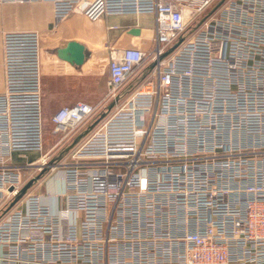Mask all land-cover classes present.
Here are the masks:
<instances>
[{
    "label": "built area",
    "instance_id": "built-area-1",
    "mask_svg": "<svg viewBox=\"0 0 264 264\" xmlns=\"http://www.w3.org/2000/svg\"><path fill=\"white\" fill-rule=\"evenodd\" d=\"M39 4L57 24L153 16L152 46L113 48L101 100L54 115L57 147L108 111L62 159L44 150L39 32L3 31L0 264H264V0L0 10ZM54 176L58 192L38 193Z\"/></svg>",
    "mask_w": 264,
    "mask_h": 264
},
{
    "label": "crops",
    "instance_id": "crops-1",
    "mask_svg": "<svg viewBox=\"0 0 264 264\" xmlns=\"http://www.w3.org/2000/svg\"><path fill=\"white\" fill-rule=\"evenodd\" d=\"M154 25L153 16H111L90 21L76 14L57 24L52 7L47 4L13 6L0 10V93L4 88L3 31L39 32L46 147L48 126L53 127L52 118L55 114L64 107L79 103L96 104L107 92L111 50L150 49V30ZM137 28L141 29V34H132V30ZM147 31L150 34L145 33ZM70 42L81 43L90 52L83 65L77 66L63 60L56 53V50ZM143 77L142 72L134 82Z\"/></svg>",
    "mask_w": 264,
    "mask_h": 264
},
{
    "label": "rangeland",
    "instance_id": "rangeland-1",
    "mask_svg": "<svg viewBox=\"0 0 264 264\" xmlns=\"http://www.w3.org/2000/svg\"><path fill=\"white\" fill-rule=\"evenodd\" d=\"M218 5V3L216 5H214V7L212 8V10ZM155 46V44H154ZM139 80L134 82V84L132 85V88H134V86H137L139 84ZM107 112L102 111L99 115H97L96 117H94L87 125H85V127H83L81 129V131L78 133V135L76 137H74V139L72 140H68L65 143L60 144L59 146L56 147V145L58 144L59 138L61 136H57L53 134V127L52 125L48 126V138H47V145L45 147V152H50L51 151V155L54 156L53 158L59 157V158H66L67 155L69 154L70 151H72L73 149H76L79 145H81L82 141L85 139V137L91 133V131H93L95 129V127H97L100 122L104 119V117L107 116ZM103 114H105L104 116H102ZM94 126V128L92 130H90V128ZM89 130V133L84 136L79 142L78 144H76L73 148L69 149L72 144L75 142V140L78 138V136L84 134L86 131ZM51 156V157H52ZM40 157L39 153H30L28 155V161H22L23 159H18L19 161H21V163L26 164V163H30L31 161H35ZM23 172L29 173V170H23ZM49 170L46 172L48 173ZM44 173V174H46ZM41 176V175H39ZM37 178V177H36ZM30 182V181H29ZM35 185V184H34ZM33 185V186H34ZM31 189V188H30ZM32 189H36V188H32ZM38 193H42V194H46L47 192H58V181L57 178L51 179L47 184L44 183L42 184L39 188L36 189Z\"/></svg>",
    "mask_w": 264,
    "mask_h": 264
},
{
    "label": "water",
    "instance_id": "water-1",
    "mask_svg": "<svg viewBox=\"0 0 264 264\" xmlns=\"http://www.w3.org/2000/svg\"><path fill=\"white\" fill-rule=\"evenodd\" d=\"M134 35H140L141 34V29L137 28L132 30L131 32ZM147 34H150L149 31L145 32ZM56 53L59 55V57L63 60H66L70 63H73L77 66H81L84 64L85 59L88 58L90 56V52H88L85 48L84 45H82L81 43H77V42H70L68 43L64 48L56 50ZM112 109V106H110L109 110ZM94 128V126H92L90 128V130H92ZM89 133V130L86 131L84 134L78 136V138L75 140V142L72 144V146L69 148H73L76 144H78V142L87 134ZM41 176H38L37 178H35L34 180L30 181L27 186L24 188L22 194H25L27 192V190H29L33 184L38 181L40 179Z\"/></svg>",
    "mask_w": 264,
    "mask_h": 264
}]
</instances>
